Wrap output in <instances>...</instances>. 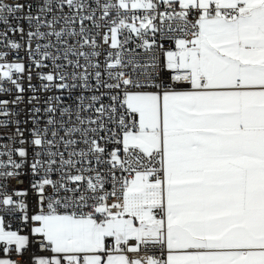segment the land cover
<instances>
[{"label": "snow or ice", "instance_id": "snow-or-ice-1", "mask_svg": "<svg viewBox=\"0 0 264 264\" xmlns=\"http://www.w3.org/2000/svg\"><path fill=\"white\" fill-rule=\"evenodd\" d=\"M31 8L0 0V45L26 46L41 87L115 93L94 108L95 118L82 113L93 110L96 95L88 104L79 97L75 112L61 108L60 119L49 103L43 127L34 107L31 187L40 210L31 216L21 199L27 193H10L5 182L20 175L29 141L19 120H0L16 124L14 144L0 145L7 157L0 159V213L31 222L49 253L32 264H264V0H42L35 15ZM133 10L144 14L129 16ZM13 19L28 22L26 45L8 38L9 31L25 35ZM86 22L107 29L103 65L100 33ZM165 23L179 34L166 67L187 90L157 82L154 54L142 60L126 47L135 34L138 47L152 52L155 40L145 35L163 32ZM8 55L0 51V92L10 91L7 82L23 93L21 78L33 73ZM47 60L54 71H43ZM8 105L0 100V116L15 115ZM29 243L0 215V264H17L13 249L21 254Z\"/></svg>", "mask_w": 264, "mask_h": 264}, {"label": "built area", "instance_id": "built-area-1", "mask_svg": "<svg viewBox=\"0 0 264 264\" xmlns=\"http://www.w3.org/2000/svg\"><path fill=\"white\" fill-rule=\"evenodd\" d=\"M9 2H12V0H9ZM22 3L25 5L31 4L32 8V14L35 15L38 11L39 5L42 3V0H21ZM163 10V9H161ZM27 7L25 8V12H27ZM64 12H68L67 6L64 7ZM143 10H133L129 13V16L131 15H143ZM99 15V13H97ZM51 19V15L48 17ZM131 22V21H130ZM13 25L16 23H19L21 27H23L25 35L23 39L21 38V34L19 32H11L8 33V38L15 40L21 44L26 45L27 36L26 33L29 31V24L26 20H15L13 19L11 21ZM107 21L102 22V24H106ZM139 23V22H137ZM155 23L157 25H160V21L157 20ZM87 27L90 29L92 34H96L97 31H99L100 35L97 36L98 43L101 44V47L99 48V51L101 52V55L97 57L96 59L103 65L105 56L107 55V52L109 51L107 45L102 44V36L103 32L106 31V27H101L99 30L92 28V25L90 22H86ZM61 25H57V30H59V27ZM77 30L79 28V25L77 24ZM164 31L163 32H156L152 33L151 31L147 32L145 35L146 39L155 40V45L153 46L152 52L146 53L143 48L138 47L139 44L142 43V41L133 35V39L129 42V44L126 47L133 48L136 50V53L139 54L142 60H147L149 57H151L153 54L155 56V63L156 68L154 70V76L156 78L157 82H164L168 85H174L176 89H187L190 87V85L180 82L179 84H176L172 80L173 72L172 70L168 69L166 67V53L169 51H176V44H175V38L178 33H171L167 30V23L162 25ZM5 28L3 25H0V31H4ZM44 30V29H42ZM127 35V33H125ZM53 41L55 42V38H53ZM70 43L73 41L70 39ZM43 43V41H42ZM33 48L35 47V41H33L32 44ZM59 47V45H57ZM55 48L51 49V51L55 52ZM87 50V49H85ZM0 51H7L9 52V55L7 59L9 61H16V60H23L26 68L30 67L31 71L33 73L31 81L27 78V73L21 78V84L24 88L23 93H18L17 90L13 85L10 83H5L4 87L10 89L8 92H0V100H7L9 101L8 110L12 113H15L14 116L11 117H4L0 116V120H19L20 122V128L23 131L24 137L29 141V143L26 145L28 150V158L27 161L24 163L21 169H19L20 175L16 178H8L5 182L8 185V191L14 192V191H24L27 193L26 196L21 197V199H24L26 204L28 205V215L31 216L32 214H35L40 210L39 203H38V197L36 196V193L32 189L31 185L35 182L37 177H35L31 171L30 165L33 160V153L35 149L31 146L30 140H31V129L33 128V122L30 119V117L34 114V107H39L41 109L40 113L37 115V119L40 121V126L43 127L47 121L48 113L45 112V108L48 106L49 103L55 105L57 108V111L53 113L52 115L56 119H60V109L61 108H71L73 112H75V106L76 104L80 103L81 101L78 99L79 97L83 96L86 97L83 101L84 104H88L90 101V98L93 95L99 96L100 100L96 104L93 105L92 111H87L82 113L83 117H92L95 118L94 108L99 107L100 103H103L105 105H108L111 103V95L115 93H107V90L101 88L99 91L94 90H84L80 87L76 88H66V89H57L55 87H50L49 89H43L41 87L43 81H41L40 77L36 74L37 70L34 67H31L30 61L28 56L26 55V46L22 47L18 52L17 51H11L7 48H5L3 45H0ZM83 62V61H81ZM57 63L64 64L66 63L63 60H58ZM45 64L47 67L43 69L45 72L54 71V65L51 60L45 61ZM65 71L71 73L73 71L72 68H66ZM57 82H59V79L57 78ZM69 84L72 83L71 78L69 77V80L67 81ZM92 84H95V81H91ZM29 84H31V87H29ZM102 93H105L102 95ZM17 95L22 96L21 102L17 104H12L11 101L15 100ZM32 96L38 97V100L32 103H29V100ZM55 97H59V100H56ZM50 98H52L50 100ZM65 120L68 119L67 115L64 117ZM74 119V117H73ZM15 129L16 124L14 123H8L7 126H0V145H8V144H14V141L10 140L9 137L15 135ZM63 135V133H61ZM101 135H104V133H101ZM75 138L79 139V136H76ZM101 144H104V141H101ZM114 145L108 144V150L111 151L112 147ZM80 147H84L83 144L80 145ZM2 150V149H0ZM61 150L62 146H61ZM65 156H67V153H65ZM14 159L19 162V157L14 156ZM0 159H7V157H0ZM95 162L93 161V167H95ZM53 178H57V175H53ZM0 215L4 216V224L6 227L10 226L12 230H18L20 234L29 236L30 243L27 246L26 250L23 251L21 254H16L15 250L13 249L11 253V258L17 261V264H32V258L34 256H40V255H48L49 253L43 251L40 247V237L39 236H33L31 233V222L25 223L20 219V214H7V213H0ZM152 255H160V251L157 250L155 252L150 253Z\"/></svg>", "mask_w": 264, "mask_h": 264}, {"label": "crops", "instance_id": "crops-1", "mask_svg": "<svg viewBox=\"0 0 264 264\" xmlns=\"http://www.w3.org/2000/svg\"><path fill=\"white\" fill-rule=\"evenodd\" d=\"M187 89H188V88H187ZM187 89H176V90H178V91H179V90H187Z\"/></svg>", "mask_w": 264, "mask_h": 264}]
</instances>
